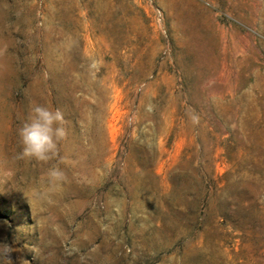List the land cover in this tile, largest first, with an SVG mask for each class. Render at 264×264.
<instances>
[{
  "label": "rangeland",
  "instance_id": "rangeland-1",
  "mask_svg": "<svg viewBox=\"0 0 264 264\" xmlns=\"http://www.w3.org/2000/svg\"><path fill=\"white\" fill-rule=\"evenodd\" d=\"M37 104L68 132L48 162L20 156ZM0 244L264 264V0H0Z\"/></svg>",
  "mask_w": 264,
  "mask_h": 264
},
{
  "label": "clouds",
  "instance_id": "clouds-1",
  "mask_svg": "<svg viewBox=\"0 0 264 264\" xmlns=\"http://www.w3.org/2000/svg\"><path fill=\"white\" fill-rule=\"evenodd\" d=\"M65 117L60 109H51L43 105H34L28 120L19 129V137L23 145L21 158H34L37 161L48 162L57 155L58 145L66 139L68 132L65 127ZM50 182L55 184L63 179L59 169L49 171ZM7 260L12 264L9 255L12 252L8 244H0Z\"/></svg>",
  "mask_w": 264,
  "mask_h": 264
}]
</instances>
